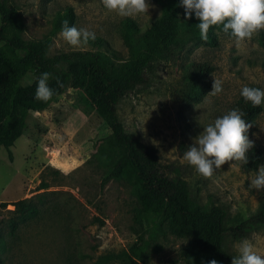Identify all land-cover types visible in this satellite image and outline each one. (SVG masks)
Here are the masks:
<instances>
[{
	"label": "rangeland",
	"instance_id": "rangeland-1",
	"mask_svg": "<svg viewBox=\"0 0 264 264\" xmlns=\"http://www.w3.org/2000/svg\"><path fill=\"white\" fill-rule=\"evenodd\" d=\"M146 2L152 6L150 18L127 17L140 33L160 14L159 4ZM7 6L18 14L23 40L49 39L47 56L95 50L89 45L69 46L61 31L54 29L56 13L66 8L72 11V26L95 32L120 59L128 56L117 33L125 18L109 13L101 0H10ZM216 35L215 47L185 42L174 59L154 62L147 72L148 86L127 93L116 113L128 137L152 148L158 162L177 175L187 195L201 205L224 206L227 223L234 225L264 197V190L250 186L258 167L264 165V103L248 134L260 151L253 169L230 161L206 179L183 161V154L203 127L233 108L244 86L264 90V46L258 33L240 47L228 36ZM190 63L209 65L211 88L216 79L222 81L223 91L210 96V89L198 102L187 103L181 77ZM34 74L27 70L18 85L29 84ZM108 136L82 90L68 89L46 109L29 113L23 134L10 147L11 161L0 148V202L9 203L0 207V264H93L102 255H116L144 241L150 243L147 257L132 262L112 259L107 264H185L189 236L161 233V219L146 226L137 217L131 188L122 180L102 184L109 172L103 151ZM41 183L46 185L43 190ZM22 199L34 210L24 218L11 206ZM244 238L264 255V229H258L230 243L234 256V246Z\"/></svg>",
	"mask_w": 264,
	"mask_h": 264
},
{
	"label": "trees",
	"instance_id": "trees-1",
	"mask_svg": "<svg viewBox=\"0 0 264 264\" xmlns=\"http://www.w3.org/2000/svg\"><path fill=\"white\" fill-rule=\"evenodd\" d=\"M8 1L0 0V148L5 150L7 159L12 160L10 147L23 134L30 112L46 109L68 89L82 90L97 117L109 130L107 148L100 149L106 152L109 167L102 184L109 179L122 180L131 188L138 206L137 217L146 226L161 219V233L176 238L189 236L185 264H208L213 259L218 264H231L234 253L230 243L251 231L264 229V197L246 219L229 225L224 206L201 205L195 197L187 195L177 175L158 162L152 148L128 137L116 113L118 102L127 93L148 86L147 72L154 62L174 59L185 42L215 47L216 33L223 32L213 26L208 32V40L203 41L196 27L199 21L194 14L185 20L181 0H151L160 5V14L145 31L140 33L135 23L127 18L119 24L117 33L127 49L126 59H120L100 38L88 43L94 51L47 56L49 39L23 40L18 14L7 6ZM65 20L73 25L70 8L56 13L54 29L61 31ZM258 41L264 46L263 31L258 32ZM27 70L35 72L31 82L18 85V78ZM182 70V92L188 98L187 103L198 102L211 89L207 77L212 68L204 63H190ZM43 72L52 74L49 86L55 92L47 103L34 98L37 78ZM57 78L64 87L57 86ZM240 92L232 109L239 108L246 114V122L252 125L248 135L262 107L245 102ZM247 155L248 163L244 168L253 169L260 159L259 148L253 147ZM45 188L46 185L41 183L40 189ZM8 204L0 202V207L4 209ZM11 206L21 217L34 212L25 199L11 203ZM149 247L150 243L144 241L116 255H102L93 264H107L112 259L130 262L143 259L147 257Z\"/></svg>",
	"mask_w": 264,
	"mask_h": 264
},
{
	"label": "clouds",
	"instance_id": "clouds-1",
	"mask_svg": "<svg viewBox=\"0 0 264 264\" xmlns=\"http://www.w3.org/2000/svg\"><path fill=\"white\" fill-rule=\"evenodd\" d=\"M101 3L109 13L122 18L141 14L148 16L152 7L146 0H101ZM181 6L184 8L185 20L194 14L199 21L196 27L203 41L208 40V32L213 26L233 39L237 47L264 30V0H181ZM59 35L73 48L87 46L89 41L96 39L95 32L88 28L70 26L67 20L63 21ZM51 78L49 72H43L37 78L35 100L47 103L53 97L54 89L49 86ZM57 86L64 87L59 78ZM222 91V81L213 79L211 91L207 95L215 96ZM240 95L253 107L264 103V90L260 88L244 86ZM245 115L239 108H235L215 118L203 127V131L187 147L183 161L206 179L212 178L226 162L247 164V154L253 149L254 142L247 135L252 125L246 122ZM250 186L257 191L264 190V165L258 167ZM234 247L237 255L232 257L231 264H264V255L258 253L251 240L244 238ZM208 264L218 262L213 259Z\"/></svg>",
	"mask_w": 264,
	"mask_h": 264
},
{
	"label": "crops",
	"instance_id": "crops-1",
	"mask_svg": "<svg viewBox=\"0 0 264 264\" xmlns=\"http://www.w3.org/2000/svg\"><path fill=\"white\" fill-rule=\"evenodd\" d=\"M14 143V142H13Z\"/></svg>",
	"mask_w": 264,
	"mask_h": 264
}]
</instances>
